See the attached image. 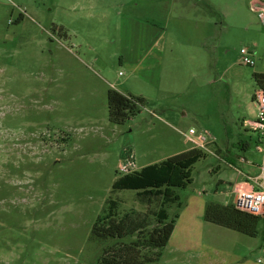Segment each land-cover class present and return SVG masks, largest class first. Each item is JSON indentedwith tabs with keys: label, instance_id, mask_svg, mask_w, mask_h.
I'll return each instance as SVG.
<instances>
[{
	"label": "rangeland",
	"instance_id": "1",
	"mask_svg": "<svg viewBox=\"0 0 264 264\" xmlns=\"http://www.w3.org/2000/svg\"><path fill=\"white\" fill-rule=\"evenodd\" d=\"M259 12L251 0H0V264H96L142 243L160 199L112 188L131 145L136 171L199 155L177 170L178 199L165 206L174 227L154 264L264 263V216L254 236L203 220L264 165L243 125L258 115L254 75H264ZM109 89L145 106L112 124ZM190 129L208 135L206 148H190ZM109 201L115 221L128 214L145 229L97 238L113 233Z\"/></svg>",
	"mask_w": 264,
	"mask_h": 264
},
{
	"label": "trees",
	"instance_id": "2",
	"mask_svg": "<svg viewBox=\"0 0 264 264\" xmlns=\"http://www.w3.org/2000/svg\"><path fill=\"white\" fill-rule=\"evenodd\" d=\"M259 87H264V75H254ZM145 106V101L141 97L123 95L114 89L107 92V107L109 122L121 125L125 121L141 112ZM199 159L198 154H193L189 158L171 163L163 161L156 164H149L136 171L120 176L114 181L113 190H134L136 196L144 198L149 202L151 199H160V209L154 215L159 226L155 227L144 237L142 243H130L115 245L102 252L96 264H154L160 251L168 242L173 231L174 221H169L166 205L174 204L178 197L173 188L180 186L183 182L181 172L177 170H189ZM115 201H109L107 212L103 219L105 221H115L113 211L116 208ZM203 220L207 223L218 225L222 228L237 231V233L248 236L256 235V225L259 219L264 216H255L239 212L232 204L221 205L216 202H209L206 205ZM143 219L136 223L130 219L129 215L115 221L112 235L105 231L94 232L97 238L104 240L106 237L122 239L135 232H140L143 228ZM112 232V231H111ZM119 241H116V244ZM141 249H146L147 254H141Z\"/></svg>",
	"mask_w": 264,
	"mask_h": 264
},
{
	"label": "built area",
	"instance_id": "3",
	"mask_svg": "<svg viewBox=\"0 0 264 264\" xmlns=\"http://www.w3.org/2000/svg\"><path fill=\"white\" fill-rule=\"evenodd\" d=\"M251 4L253 10H260V19L264 24V0H251ZM240 53L242 55V65H254L255 61L251 52L246 49H240ZM253 98L257 106L258 115H256L255 120L247 122V126L257 131L258 143H256L255 151L261 155L264 161V87L257 88ZM183 135L188 143L192 145V149H204L208 145L209 138L205 132H196L194 129H190L187 133H183ZM240 161L248 165H253V163L244 159H240ZM135 163V156L131 145L129 148L127 147L122 151V158L119 162V173L126 174L132 172L136 168ZM228 167L231 168L233 166L229 165ZM255 167L256 170H258L257 175H245V184H250L251 186L242 189L234 187L231 191L233 195L231 204L239 212L262 216L264 214V165ZM237 171L239 172V170ZM257 262L258 264H264L260 260Z\"/></svg>",
	"mask_w": 264,
	"mask_h": 264
},
{
	"label": "crops",
	"instance_id": "4",
	"mask_svg": "<svg viewBox=\"0 0 264 264\" xmlns=\"http://www.w3.org/2000/svg\"><path fill=\"white\" fill-rule=\"evenodd\" d=\"M141 96V95H140ZM142 98V97H141ZM247 122H250V120L249 121H244L243 123V125L244 126H247ZM249 129L252 131V132H256L255 130H253L252 128H250L249 127ZM258 141V140H257ZM191 148V147H190ZM245 148H246V146H245ZM192 149V148H191ZM149 164H152V163H148V164H145V165H142V166H140L139 167V170L141 169V168H143L144 166H146V165H149ZM156 164V163H155ZM255 167V166H254ZM256 168V167H255ZM245 175H248V176H253V175H255V174H253V175H251V174H244V181H240V182H237V183H234L233 184V186L231 187V189L233 190L234 189V187H237L238 189H242V188H247V187H249V186H251L250 184H245V181H246V178H245ZM231 190V191H232ZM232 194V193H231ZM233 196V195H232Z\"/></svg>",
	"mask_w": 264,
	"mask_h": 264
}]
</instances>
